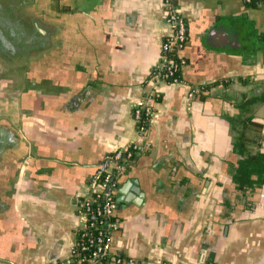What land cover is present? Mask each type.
<instances>
[{"label": "crops", "instance_id": "obj_1", "mask_svg": "<svg viewBox=\"0 0 264 264\" xmlns=\"http://www.w3.org/2000/svg\"><path fill=\"white\" fill-rule=\"evenodd\" d=\"M47 1L52 52L0 65V264H88L73 256L78 202L129 145L111 238L125 260L94 264H264V3L172 0L188 41L166 82L165 0Z\"/></svg>", "mask_w": 264, "mask_h": 264}, {"label": "built area", "instance_id": "obj_2", "mask_svg": "<svg viewBox=\"0 0 264 264\" xmlns=\"http://www.w3.org/2000/svg\"><path fill=\"white\" fill-rule=\"evenodd\" d=\"M165 7L172 33L163 41L160 77L166 82H180L181 79L176 75L182 73L186 64L183 51L188 41L187 22L172 0H165ZM158 95L156 90H150L144 98L134 104V117L142 133L153 120ZM137 148V145H129L109 155L99 166L93 179V186L97 190L91 197L82 198L78 202V210L83 215L85 223L78 231L79 238L73 256L80 262L94 264L113 258L116 263H122L125 260L120 254L113 253L111 243L112 231L120 224V219L114 217L116 202L113 179L124 171ZM97 202L99 206L94 207Z\"/></svg>", "mask_w": 264, "mask_h": 264}, {"label": "flooded vegetation", "instance_id": "obj_3", "mask_svg": "<svg viewBox=\"0 0 264 264\" xmlns=\"http://www.w3.org/2000/svg\"><path fill=\"white\" fill-rule=\"evenodd\" d=\"M49 6L47 0H0V65L31 67L52 52L56 16Z\"/></svg>", "mask_w": 264, "mask_h": 264}, {"label": "water", "instance_id": "obj_4", "mask_svg": "<svg viewBox=\"0 0 264 264\" xmlns=\"http://www.w3.org/2000/svg\"><path fill=\"white\" fill-rule=\"evenodd\" d=\"M132 185H137V188L136 189H134L132 186H130V188H131V190L133 191V193L134 194H136V196H140L141 195V191H140V186H139V183H138V181H135V180H130L129 181ZM127 187H128V184H124L123 185V188L121 189V191H120V194L121 195H127V193H126V189H127ZM121 195H119L118 197H117V199H116V201L117 202H120V201H123V200H125L126 202L128 201V199L127 198H122L121 197ZM134 200V199H133ZM136 203H138L137 201H135Z\"/></svg>", "mask_w": 264, "mask_h": 264}, {"label": "trees", "instance_id": "obj_5", "mask_svg": "<svg viewBox=\"0 0 264 264\" xmlns=\"http://www.w3.org/2000/svg\"><path fill=\"white\" fill-rule=\"evenodd\" d=\"M263 3H264V0H250V1H247V4L250 5V6H252V7H257V6H259V5L263 4ZM176 76H178L180 79L182 78V76H181L180 73H178ZM135 153H136V150L134 151V156L133 157L136 156ZM98 206H99V202H97V203L94 204V207H98ZM78 238H79V234H78Z\"/></svg>", "mask_w": 264, "mask_h": 264}]
</instances>
